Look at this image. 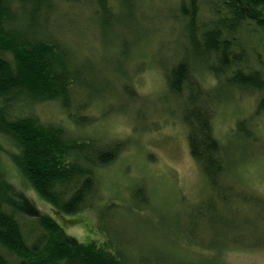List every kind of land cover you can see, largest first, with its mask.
<instances>
[{
  "label": "trees",
  "instance_id": "16d2710c",
  "mask_svg": "<svg viewBox=\"0 0 264 264\" xmlns=\"http://www.w3.org/2000/svg\"><path fill=\"white\" fill-rule=\"evenodd\" d=\"M134 4L135 0H0V132L19 150V165L32 187L62 213L95 208L97 168L112 164L127 141L103 142L71 133L62 124L42 120L37 106L58 102L75 126L83 127L93 119L86 114L92 99L112 91L110 83L115 78L121 81L128 104L140 102L128 73H118L123 65L120 59L132 44L129 33H137L141 25L145 28L137 21ZM83 5L103 29L121 28L125 33L115 61L82 59L68 42L74 38L76 24L82 29L77 22L85 11L80 8ZM176 9L184 43L177 59L162 68L168 94L183 101L191 155L210 191L187 217L184 214L179 235L185 241L207 245L202 222L208 227L224 220L233 232L253 228L258 233V220L263 239L256 245L264 246V209L254 222L251 218L236 220L248 203L264 204V199L226 180L230 162L213 128L215 105L227 88L258 94L252 116L264 114V0H178ZM195 64L209 68L218 89L203 86L195 76ZM253 117L239 120L237 133L257 142ZM144 195L143 188L134 190L143 207L148 201ZM25 206L28 209L9 203L0 193V264H128L129 256L108 239L80 242L67 236L48 214ZM137 264L154 262L140 253Z\"/></svg>",
  "mask_w": 264,
  "mask_h": 264
},
{
  "label": "rangeland",
  "instance_id": "374dc122",
  "mask_svg": "<svg viewBox=\"0 0 264 264\" xmlns=\"http://www.w3.org/2000/svg\"><path fill=\"white\" fill-rule=\"evenodd\" d=\"M177 6L178 0H135L137 21L143 22L145 28L141 25L137 33H129L128 41L132 44L120 59L123 65L118 73H128L140 96L138 104L126 102L121 81L115 78L110 83L112 91L92 99L86 114L93 119L83 127H76L58 102L37 106L42 120L62 124L71 133L103 142L127 141L112 164L97 168L99 191L95 208L65 214L45 200L25 177L18 162L19 150L1 132L0 193L9 203L25 208L29 204L34 210L48 214L67 236L80 242L108 239L129 256L128 264H137L140 253L149 255L154 264H264V246L256 245L263 239V227L256 215L264 204L248 203L236 214L239 222L248 218L257 220L258 233L253 228L233 232L223 220L219 226L207 227L202 222V236L207 245L185 241L179 235L184 214L187 217L210 191L206 176L191 155L188 129L182 117L183 101L168 94L162 68L177 59L184 43L181 26L175 19ZM80 8L85 10L82 13L78 9L81 15L77 23L82 29L78 30L76 24L75 40L70 37L68 42L82 59L90 56L100 58L99 61L104 57L105 63L115 61L125 33L121 28L103 29L99 20L90 17L87 6ZM194 72L205 88L218 89V81L207 66L195 64ZM220 95L222 100L215 105L213 128L230 162L225 178L264 199V114L252 116L258 94L227 88ZM249 117H253L257 142L237 133V122ZM136 188L145 191L148 201L144 207V202L134 196ZM231 240V244H224Z\"/></svg>",
  "mask_w": 264,
  "mask_h": 264
}]
</instances>
